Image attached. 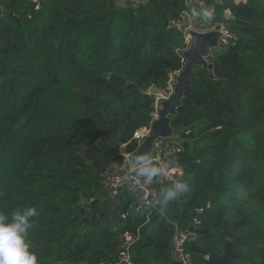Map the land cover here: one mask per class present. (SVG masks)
Wrapping results in <instances>:
<instances>
[{"label":"trees","instance_id":"trees-1","mask_svg":"<svg viewBox=\"0 0 264 264\" xmlns=\"http://www.w3.org/2000/svg\"><path fill=\"white\" fill-rule=\"evenodd\" d=\"M205 1L230 35L172 116L189 191L163 205L104 172L184 66V0H0V214L37 209L40 264H264V0Z\"/></svg>","mask_w":264,"mask_h":264},{"label":"built area","instance_id":"built-area-1","mask_svg":"<svg viewBox=\"0 0 264 264\" xmlns=\"http://www.w3.org/2000/svg\"><path fill=\"white\" fill-rule=\"evenodd\" d=\"M184 3L187 14V22L185 26L183 25L186 43L184 51L191 43V36L189 34L190 30L206 31L217 28L224 31L226 33V37L230 35L224 22H216L205 29L198 28V26L203 25V19L194 13L199 12L200 9H208L213 13L215 11L213 4H208L205 0H184ZM3 12L4 11L0 5V16H3ZM180 71L181 70H176L170 75L168 85L165 90H159V92H155V90L152 91L154 94V102L153 110L151 111L150 124L136 130L134 133V140L138 142L139 146L141 145L142 140L151 133L153 122L160 116V109L162 107L161 101L169 99L173 95L176 76ZM130 143L131 141L128 143L118 141L119 151L122 155L123 161L122 163H113L106 168L104 172V184L113 195L118 194L120 189L126 187L134 193L135 198L140 203L157 202L159 200V192L153 184L155 178L151 181H146L145 178L139 174V169L146 166H159L162 163H167L169 165L170 174L167 178L161 179L170 183L180 181L183 169L176 163L175 158V154L178 153L180 149L175 144H171L169 141L159 138L155 142L154 156L151 159L144 161L139 166H136L133 162L134 152L129 149ZM193 235L194 232L188 230L181 231L174 235V251L184 262L189 259V254L185 249V242ZM127 237L128 239L131 238V236L128 235Z\"/></svg>","mask_w":264,"mask_h":264},{"label":"water","instance_id":"water-1","mask_svg":"<svg viewBox=\"0 0 264 264\" xmlns=\"http://www.w3.org/2000/svg\"><path fill=\"white\" fill-rule=\"evenodd\" d=\"M191 43L183 52L184 66L176 76L174 93L169 99L161 101L160 116L152 124L151 133L146 136L139 148L133 154V161L136 166L151 159L155 154V142L157 139H173L175 128L172 124V116L178 113L183 105V99L188 87L192 84L193 74L196 67L205 68L209 76L217 80L215 65L210 61L209 56L213 49L220 47L221 40L226 38V33L221 29H210L206 31L190 30ZM159 92V89H155Z\"/></svg>","mask_w":264,"mask_h":264},{"label":"clouds","instance_id":"clouds-1","mask_svg":"<svg viewBox=\"0 0 264 264\" xmlns=\"http://www.w3.org/2000/svg\"><path fill=\"white\" fill-rule=\"evenodd\" d=\"M194 14L205 19L211 17L208 9H202ZM139 174L146 181L167 178L170 174L169 165L162 163L159 166H146L139 169ZM188 191L189 185L186 182L176 181L161 190L160 203L167 205L169 202L177 201ZM37 215L35 207L14 211L10 217L0 214V264H40L38 255L31 249L28 239L33 227L32 218Z\"/></svg>","mask_w":264,"mask_h":264},{"label":"rangeland","instance_id":"rangeland-1","mask_svg":"<svg viewBox=\"0 0 264 264\" xmlns=\"http://www.w3.org/2000/svg\"><path fill=\"white\" fill-rule=\"evenodd\" d=\"M200 10H202V9H200ZM199 10V11H200ZM210 11V10H209ZM211 12V11H210ZM228 14L230 13V11H228L227 12ZM211 14H212V12H211ZM202 19H203V21H202V23H203V25L202 26H198V28H201V29H205V28H208V27H210L211 26V24L207 21V20H205L202 16H200ZM220 22H223V21H220ZM134 162V161H133Z\"/></svg>","mask_w":264,"mask_h":264},{"label":"crops","instance_id":"crops-1","mask_svg":"<svg viewBox=\"0 0 264 264\" xmlns=\"http://www.w3.org/2000/svg\"><path fill=\"white\" fill-rule=\"evenodd\" d=\"M121 1H123V0H121Z\"/></svg>","mask_w":264,"mask_h":264}]
</instances>
